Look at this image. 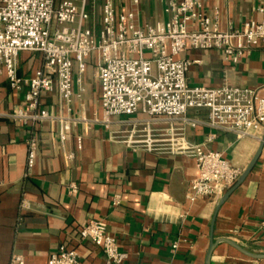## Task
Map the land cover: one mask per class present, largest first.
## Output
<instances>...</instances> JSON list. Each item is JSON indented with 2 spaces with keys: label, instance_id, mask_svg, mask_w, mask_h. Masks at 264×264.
<instances>
[{
  "label": "crops",
  "instance_id": "1",
  "mask_svg": "<svg viewBox=\"0 0 264 264\" xmlns=\"http://www.w3.org/2000/svg\"><path fill=\"white\" fill-rule=\"evenodd\" d=\"M201 2L222 30L264 20V0ZM116 4L119 11L132 8L130 0H116ZM165 6L166 0H141L140 22L166 20ZM182 57L202 61L191 66L192 85H264V47L237 64L226 61L219 50L188 49ZM95 59L96 55L88 59L83 75L85 91L73 103L76 115L89 118L100 111L101 88L93 76ZM42 64L40 53L23 52L19 74L30 77ZM24 94L25 89L12 90L7 78L0 76V264H9L14 253H22L26 264H48L61 245L77 249L81 264H102V249L80 236L81 225L89 220L107 224L119 248L129 255L124 264H205L212 236L215 240L232 239L252 253L264 254V148L252 172L218 209L222 198L187 199L190 182L197 176L192 157L133 151L111 140L99 124L74 127L66 150L74 152L75 158L67 163L57 136L58 123L44 122L31 128L7 116L24 105ZM44 107L50 113L58 112L56 90L45 95ZM189 115L205 119L207 112L190 111ZM133 117H115L113 128L127 130L129 124L124 121ZM33 131L38 134L39 148L36 165L28 173L26 140ZM210 134L216 135L212 141L207 140ZM187 136L222 152L245 170L261 145L264 129L255 136L239 137L199 124L189 127ZM71 183L78 185L76 193L70 191ZM116 194L122 197L119 206L112 204ZM25 198L30 208H21ZM174 241L180 242L175 252ZM211 264H264V258L247 256L219 242Z\"/></svg>",
  "mask_w": 264,
  "mask_h": 264
},
{
  "label": "built area",
  "instance_id": "2",
  "mask_svg": "<svg viewBox=\"0 0 264 264\" xmlns=\"http://www.w3.org/2000/svg\"><path fill=\"white\" fill-rule=\"evenodd\" d=\"M130 1L131 9L119 11L116 0H0V76L7 78L12 90L25 89L24 105L7 116L31 128L44 122L58 123L57 136L67 163L75 153L66 150V143L78 124L102 125L111 140L133 151L192 157L197 176L190 182L187 199L217 201L244 169L206 143L189 140L187 129L204 124L239 137L255 136L264 129V85H192L191 66L202 61L182 54L188 49L219 50L226 61L237 64L264 47V20L222 30L212 22L201 0H166V20L140 22L141 0ZM23 52H37L43 58L42 66L30 77L19 74ZM92 55H96L93 76L101 94L100 111L89 118L76 115L73 103L85 91L83 75ZM55 90L58 112L50 113L44 107V97ZM201 110L207 112L205 119L189 115ZM122 116H134L124 121L129 128L114 129V118ZM215 137L210 134L207 140ZM26 142L31 173L39 148L37 132H31ZM78 142L81 146V136ZM70 191L76 193L78 185L71 183ZM112 204L121 205V195L116 194ZM21 208H30V201L23 199ZM80 236L102 249V264H124L129 257L104 221L84 222ZM179 246L180 242L174 241L172 250ZM9 264H26V258L14 253ZM48 264H81V255L77 249L61 245Z\"/></svg>",
  "mask_w": 264,
  "mask_h": 264
},
{
  "label": "water",
  "instance_id": "3",
  "mask_svg": "<svg viewBox=\"0 0 264 264\" xmlns=\"http://www.w3.org/2000/svg\"><path fill=\"white\" fill-rule=\"evenodd\" d=\"M264 148V137L262 139L261 145L257 151V153L255 154L254 158L252 159V161L249 163V165L246 167V169L244 170L243 174L241 175V177L236 181V183L230 187L226 193L223 195L219 205H218V209L221 207V205L230 197V195L245 181V179L248 177V175L252 172V170L254 169L257 161L259 160L262 151ZM219 242H226L228 244H230L231 246H233L234 248H236L238 251H240L241 253L253 257V258H264V254H255L252 253L248 250H246L244 247H242L241 245H239L237 242H235L232 239H228V238H221V239H214L212 236L206 257H205V264H211V260H212V256L214 253V250L217 246V244Z\"/></svg>",
  "mask_w": 264,
  "mask_h": 264
}]
</instances>
